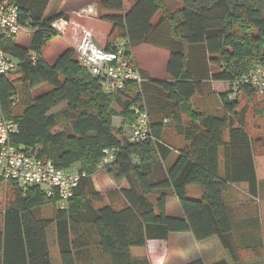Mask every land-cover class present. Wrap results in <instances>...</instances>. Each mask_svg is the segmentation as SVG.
I'll use <instances>...</instances> for the list:
<instances>
[{
  "label": "trees",
  "instance_id": "1",
  "mask_svg": "<svg viewBox=\"0 0 264 264\" xmlns=\"http://www.w3.org/2000/svg\"><path fill=\"white\" fill-rule=\"evenodd\" d=\"M175 1L181 4L176 11L168 10L166 0H133L128 9L124 0L98 1L99 19L112 26L105 50L120 39L126 40L130 50L163 43L153 39V34L164 22L172 38L165 45L170 53L169 81L141 76L140 85L130 83L123 93L106 96L77 61L73 48L53 63L42 57L45 43L57 36L51 23L68 17L52 13L45 17L49 0H12L19 23L32 35L28 48L18 46L14 38L0 40V48L19 68L16 76L0 78L1 111L19 127L11 142L51 160L58 169L78 165L85 177L67 209L55 208L53 220L41 218L39 211L45 202L55 205L56 196L47 200L38 187L22 194L10 184L14 198L0 229L2 264H52L54 248L60 264H80L84 257L88 259L83 263L90 260L92 247L108 264H150L145 256H132L130 250L143 248L148 241H165L171 233H191L197 242L229 236L232 213L224 194L231 185L245 184L251 197L264 201V180L257 178L247 133L250 108L240 104L243 100L251 103L256 92L237 85L234 100L228 98L230 93L219 96L224 113L195 111L191 98L209 96L212 91H205L190 69L185 49H204L218 67L204 76L211 81L232 84L256 66L264 68V0ZM157 15L158 21L153 22ZM31 52L37 56L35 62L29 60ZM12 96L16 102L11 101ZM134 106L147 112L154 142L130 143L126 139L123 126L134 121ZM258 113L264 116V104ZM115 116L123 121L119 129L112 126ZM58 120L67 123L68 131H53ZM164 121L186 143L167 169L163 162L169 149L161 142ZM105 151L112 156L107 163H103ZM101 165L116 186L127 184L120 190L125 202L120 208L88 204L101 201L91 180ZM190 186L199 187V199L187 197ZM152 194H157L154 206L147 198ZM170 196L177 200L181 217L166 215Z\"/></svg>",
  "mask_w": 264,
  "mask_h": 264
},
{
  "label": "built area",
  "instance_id": "2",
  "mask_svg": "<svg viewBox=\"0 0 264 264\" xmlns=\"http://www.w3.org/2000/svg\"><path fill=\"white\" fill-rule=\"evenodd\" d=\"M93 7L84 8L75 13L78 17L94 15ZM69 21L66 18H57L50 25L51 30L62 36L66 33ZM26 27L18 20V8L12 0H0V40L15 38ZM75 56L80 65L95 78L102 93L106 96H116L123 93L127 84L140 85L143 79L132 58L131 50L125 39L117 40L108 50L98 47L88 31H83ZM36 54L29 53V60L36 61ZM18 64L10 55L0 48V78L11 77L18 73ZM233 86L242 85L252 88L264 99V68L256 66L237 81ZM15 96L11 97L16 102ZM134 121L123 126V132L130 143L144 141L154 142L149 129V116L140 107L131 108ZM113 119V118H112ZM113 128L119 129L122 125ZM19 130L18 124L5 118L0 107V180L11 184L22 194L28 188L38 187L43 190L45 198L51 200L58 198L57 209L66 210L68 203L74 195L80 180L85 177L72 169H58L51 160L42 159L33 151L22 145H14L12 137ZM106 158L103 163L112 160L111 154L105 151Z\"/></svg>",
  "mask_w": 264,
  "mask_h": 264
},
{
  "label": "rangeland",
  "instance_id": "3",
  "mask_svg": "<svg viewBox=\"0 0 264 264\" xmlns=\"http://www.w3.org/2000/svg\"><path fill=\"white\" fill-rule=\"evenodd\" d=\"M84 1L86 3H90V5L92 6H95V8L97 9L96 0ZM166 3L170 10H178L181 8L180 2L174 0H166ZM129 6V0H124L125 9H128ZM97 12H99L98 9ZM50 14L51 12H47L44 16L49 17ZM262 14L264 17V10ZM99 16L100 15L98 14L97 17L99 18ZM93 18V20H96L98 23L101 22L99 25L100 28H98L94 32V34H92L93 40L97 45L101 43L106 37L108 38L112 26L106 21H101L100 19L95 17ZM69 25L70 26H68L67 28L68 32L65 35L55 36L49 39L43 46L41 53L47 63H53L61 53H63L73 45V41L70 38L69 32H71V29L74 25L72 23H70ZM167 26L168 24L165 23L159 29V31L153 35V38L156 41H169V39L167 38V31L165 30ZM31 35V31L27 29L21 30L14 38V42L22 48H28ZM81 35L82 33L80 32L79 37H81ZM145 48L148 47H141L140 49H138V58H140L143 61L144 65L150 69L153 79H166V64L168 59L167 53L157 51V54L154 56V58L153 56L152 58H150L145 54ZM190 64L192 65L191 61ZM41 91H43V89L36 91V94H39ZM240 104H246L250 108L247 117V133L250 136L252 142L253 157L255 167L257 169V175L259 177L258 179L262 181L264 180V116H259L258 112H260L261 108L263 107L264 99L262 96L256 93L251 103L243 100L240 101ZM112 107L115 111H120L119 107L115 103L112 104ZM68 129L69 127L66 122L58 120V124L53 131H68ZM74 170L78 172L79 167ZM91 180L94 186V190L98 192L101 201L98 204L88 203L90 207L99 208L104 205H110L114 208L122 207L121 203L117 201L119 200V198H121L119 192L115 189L117 186L112 183L110 178H108L102 165L91 176ZM125 183L126 182H123L122 186H126ZM119 188H121V186H119ZM199 191L200 189L198 186H190L187 190V197L196 199L197 195H194V193L196 192L197 194H200ZM246 192L248 194V190ZM13 198L14 188L10 184L4 183L0 180V229L2 227L3 214L12 203ZM147 198L154 206L155 200L157 199V194L149 195ZM228 198L229 197L225 199L227 203H229L230 201V198ZM57 206V203L53 205L51 203L45 202V204L40 208V217L45 220H53L55 208H57ZM229 207L232 213V233L229 236L219 237V239L213 241L204 243L198 242L197 245H193V254L196 255L197 259L203 261L204 264L217 261L218 259L229 260L231 264H250V260H252L253 258H260L263 261L264 209H261L258 215L253 214L252 212H248L249 215L246 219V223L248 224V226H242L243 221H241V212L240 210H238L237 204L231 203L229 204ZM167 215H172L171 210L167 212ZM156 242L157 243H149V246L147 248H144L142 251L133 249L132 256H145L149 260L150 264H167V261H169L170 263L173 260V255L176 249L173 239H168L161 243H159L158 241ZM96 250L94 247H92V249L90 250L91 252L88 255L90 256V261L92 260V257H99V253ZM163 256L165 257L166 263L163 262Z\"/></svg>",
  "mask_w": 264,
  "mask_h": 264
},
{
  "label": "crops",
  "instance_id": "4",
  "mask_svg": "<svg viewBox=\"0 0 264 264\" xmlns=\"http://www.w3.org/2000/svg\"><path fill=\"white\" fill-rule=\"evenodd\" d=\"M96 1H97V9L99 11V8H98V1L99 0H96ZM129 2H130V6H131L133 0H129ZM177 2H179V1H177ZM166 5H167V3H166ZM89 6L94 8V10L96 12L94 15L84 16V17H78L75 15L76 12H78L84 8H87ZM166 7L168 8V6H166ZM97 9L95 8V6L90 5V3H86L84 0H49V3L47 5V9H46L45 13L51 12L54 15L64 14L65 16L68 17L67 20L69 21V24L72 23L74 25L71 29V32H69L70 38L73 41V45L70 48L75 49L79 43L80 38H81V37H79L80 32L82 33L83 31H88L92 35V34H94V32L98 28H100L99 25L101 22L98 23L96 20H93L94 19L93 17L98 18L97 15L99 14V12H97ZM168 10H170V9L168 8ZM171 11H176V10H171ZM158 19H159V16L157 15L153 19V22H154V20H155V22H157ZM165 23L166 22H164L161 26H159L158 29L155 31V33L158 32L159 29ZM167 28H165V30L167 31V36H168L167 38L169 39V41L159 40L160 42H163V43L144 44V45L138 46V47L131 50L132 58L135 62L137 69L139 70L141 76H144L146 78L148 77L149 79H153L150 69L144 65L143 61L140 58H138L137 51L141 47H148V48H145V54L148 55L150 58H152V56L154 58V56L157 54V51L166 52L167 57H168V59H167V63H168L170 53H169L167 47H165V45L171 43L172 38H171V33L169 31V26H167ZM67 32L68 31H66V33ZM106 40H107V37L101 43L97 44V46L105 49V47L107 45ZM185 49H186V53L188 56L187 57L188 60H190L192 62V66L190 67V69H192L193 72L196 73L195 74L196 77H199L200 78L199 80H201L200 82L203 85H205V91L206 90L212 91V94L209 96L208 95L206 96L204 94L203 96L192 97L190 101H191V104L193 106V109L197 112H207V113H216V114L224 113L225 111H224V108H223V105L221 103L219 96L224 94V93H230V94H228V98L230 100H234L236 97L235 95H236V88L237 87L233 86L231 83L226 82V81H211V80L206 79V77H204V76H206V74H209V76H210L212 73H214L215 71L218 70V67L215 64L211 63V61L208 58V56L206 55L204 49H201L200 47H192V48H189V47L186 48L185 47ZM204 66L207 67L208 73H207V70H205ZM166 67H167V64H166ZM166 75H167V73H166ZM153 80H157V79H153ZM164 80L169 81L168 75H167V78ZM112 121H113V124L115 126H118V124L121 122V117L115 116V117H113ZM166 122L167 121H164V127H163V131H162V136H161V142L169 149V152L165 153V154H167V156H165L164 162H163L165 169H167L168 167H170L174 163V161L176 160L177 154H178V150L182 149L186 145L184 139L182 137L178 136L173 129L169 128L167 126L168 124ZM224 135H225V138L227 139V136H228L227 131L225 132ZM219 166L222 168V157L221 156L219 158ZM76 168H78V165L73 166L72 170H74ZM255 169H256V167H255ZM256 175H257V169H256ZM257 178H259L258 175H257ZM122 184L123 183H121L119 185V186H121V188H119V186H117L115 188L119 192V194H120L121 189H124L127 187L126 183H125L126 186H122ZM188 188H187V190H188ZM247 190H248V188H247V185H245V184L231 185L228 188V190L226 191V193L224 194L225 199L227 197L230 198V201L228 204H231V203L237 204L238 210H240V212H241V221H243L242 226H248V224L246 223L247 216L249 215L248 212H252L253 214L258 215L259 212L261 211V209H264V201L259 199V198L251 197L249 194H247V192H246ZM194 195H197L196 199H199L201 196V192H200V194H197L195 192ZM117 201L119 203H121V205H124V203H125L122 196ZM169 210H171V214H172L171 216L172 217H181L182 216V213H181V210H180L179 205L177 203V200L172 196L168 197V199L166 201V207H165L166 215H167V212ZM253 220H254V217H253ZM168 239H173L176 249H175V252L173 255V260L170 263H169V261H167V264H190L194 261L199 260L196 258V255L193 254V250H192L193 245H197L198 242L193 239V236L191 235V233H188V232L171 233V234H169V236L166 240H168ZM216 239H219V237L214 236V237H211L209 239H206V240L200 241V242L204 243V242L213 241ZM151 242L157 243L156 241L152 240V241H148L146 246L143 248H132L130 250L131 255L133 253V249H136L137 251H142L144 248H147L149 246V243H151ZM158 242L161 243L163 241H158ZM51 258H52V260H51L52 264H60L57 248L53 249V251L51 253ZM86 259H88V258H86V257L82 258V260H80V264H108L107 263L108 259L102 257L100 253H99V257H93V259L91 261L87 260L88 262L83 263L84 262L83 260H86ZM163 259H164L163 262L166 263L164 256H163ZM221 260H225L227 262V264H231L229 262V260H226V259H220V260L218 259L217 261H213V262H209V263H205V264H212V263H215V262H218ZM250 261L252 262V263L250 262V264H261V263L264 264V260L262 261L260 258H253ZM237 262H239V261H237ZM0 264H2L1 255H0Z\"/></svg>",
  "mask_w": 264,
  "mask_h": 264
}]
</instances>
